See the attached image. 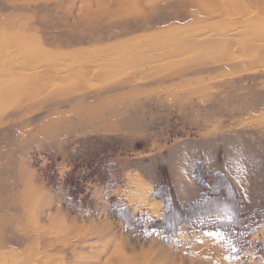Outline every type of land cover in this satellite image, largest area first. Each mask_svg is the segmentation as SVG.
I'll use <instances>...</instances> for the list:
<instances>
[{
    "label": "rangeland",
    "instance_id": "1",
    "mask_svg": "<svg viewBox=\"0 0 264 264\" xmlns=\"http://www.w3.org/2000/svg\"><path fill=\"white\" fill-rule=\"evenodd\" d=\"M205 1L0 0V264H264V0Z\"/></svg>",
    "mask_w": 264,
    "mask_h": 264
},
{
    "label": "bare ground",
    "instance_id": "2",
    "mask_svg": "<svg viewBox=\"0 0 264 264\" xmlns=\"http://www.w3.org/2000/svg\"><path fill=\"white\" fill-rule=\"evenodd\" d=\"M203 4H205V7L211 8L215 6V3L211 1H205ZM230 7L232 10L237 11L239 8H241V4L238 3L236 0H233L230 4ZM227 39H218V38H211L204 41H186V39L183 40H177L175 43H172L174 45V50L172 51V55H181L185 52L192 51V50H204L206 47H211L214 49H220L228 45ZM230 48H228V51ZM142 62V61H141ZM150 61L148 60V63ZM144 63V62H143ZM138 63L131 64L130 67H136ZM142 64V63H141ZM76 73V72H75ZM47 74L46 71H40V75L45 76ZM135 181V180H134ZM138 181V180H137ZM136 186H140V182H135ZM262 230L264 231V226L262 227Z\"/></svg>",
    "mask_w": 264,
    "mask_h": 264
}]
</instances>
